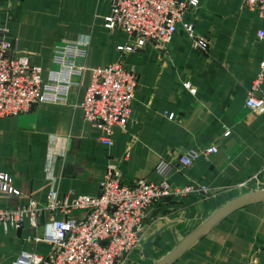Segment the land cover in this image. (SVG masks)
Instances as JSON below:
<instances>
[{
	"label": "crops",
	"instance_id": "obj_1",
	"mask_svg": "<svg viewBox=\"0 0 264 264\" xmlns=\"http://www.w3.org/2000/svg\"><path fill=\"white\" fill-rule=\"evenodd\" d=\"M198 1L165 49L148 46L124 58L139 83L127 127L115 129L112 146L105 148L79 105L90 70L119 60L116 48L127 40L123 31L104 27L110 0H0V36L14 40L15 57L43 78L52 68L54 45L82 35L90 39L84 74L65 103H39L28 113L0 119V173L19 191L18 196L0 191V209L31 202L43 208L50 190L59 201L96 196L109 165L125 185L156 183L154 167L170 152L215 147V154L188 167L175 162L168 176L172 186H206L215 194L192 192L155 202L140 245L124 263L160 264L234 200L264 190V113L244 105L264 56V40L257 38L264 21L242 9V0ZM186 22L210 38L207 54L192 48ZM185 83L195 88L193 94ZM262 95L264 79L255 92ZM241 184L247 189L238 188ZM82 216L78 210L67 215ZM51 218L62 214L46 209L35 226L28 219L18 227L0 225V264H12L23 252L48 254L51 245L35 239L43 238ZM169 264H264V198L225 214Z\"/></svg>",
	"mask_w": 264,
	"mask_h": 264
},
{
	"label": "built area",
	"instance_id": "obj_2",
	"mask_svg": "<svg viewBox=\"0 0 264 264\" xmlns=\"http://www.w3.org/2000/svg\"><path fill=\"white\" fill-rule=\"evenodd\" d=\"M198 0H110L109 14L104 27L109 31L121 30L127 35L123 45L116 48L120 59L107 66L90 70V81L79 107L83 118L99 131V143L109 148L115 129H125L132 115V104L139 77L134 67H128L124 58L140 54L146 47L163 50L177 33L185 14L197 9ZM242 9L254 12L264 21V0H242ZM183 30L193 49L207 54L210 38L197 33L192 23H184ZM264 40V31L257 32ZM90 39L80 36L76 41L54 45L52 68L43 78L39 69L30 67L14 55L16 44L0 36V119L28 113L39 103L63 104L72 88L78 87L84 74ZM264 79V56L258 73L245 100V108L255 114L264 113V96L256 97ZM194 93L189 83L183 87ZM169 119L174 114L168 115ZM229 132L225 133L227 136ZM215 147L202 151L187 149L170 152L160 159L154 172L160 177L156 183L136 181L125 185L115 167L109 165L96 196H82L58 200L50 190L43 208L34 203L15 209H0V225L18 227L25 219L32 226L43 210L58 212L62 218H51L44 225V236L36 238L51 245L45 256L36 252L21 253L12 264H124L141 243L146 228L149 208L157 201L183 197L198 192L209 197L215 190L206 187H175L168 181L174 163L188 167L201 156L215 154ZM127 156V154H126ZM238 188H246L241 184ZM0 191L18 196L11 177L0 173ZM74 210L83 216L70 219Z\"/></svg>",
	"mask_w": 264,
	"mask_h": 264
},
{
	"label": "water",
	"instance_id": "obj_3",
	"mask_svg": "<svg viewBox=\"0 0 264 264\" xmlns=\"http://www.w3.org/2000/svg\"><path fill=\"white\" fill-rule=\"evenodd\" d=\"M261 198H264V190L252 191L234 200L232 203L227 205L224 209L219 211L216 215L211 217L201 229H199L189 239H187L184 243H182L160 264H169L171 260H173L181 251H183L186 247H188L194 240H196L201 234H203L206 230H208L214 223L220 220L225 214L229 213L230 211L234 210L235 208L245 203H248V202H251L257 199H261Z\"/></svg>",
	"mask_w": 264,
	"mask_h": 264
},
{
	"label": "rangeland",
	"instance_id": "obj_4",
	"mask_svg": "<svg viewBox=\"0 0 264 264\" xmlns=\"http://www.w3.org/2000/svg\"><path fill=\"white\" fill-rule=\"evenodd\" d=\"M123 43H124V42H123ZM141 54H142V52H141L140 54H134V55H137V56H138V55H141Z\"/></svg>",
	"mask_w": 264,
	"mask_h": 264
}]
</instances>
